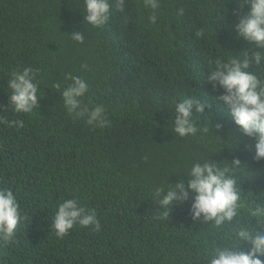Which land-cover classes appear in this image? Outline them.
<instances>
[{"label": "trees", "instance_id": "1", "mask_svg": "<svg viewBox=\"0 0 264 264\" xmlns=\"http://www.w3.org/2000/svg\"><path fill=\"white\" fill-rule=\"evenodd\" d=\"M242 2L161 0L150 24L142 0H128L127 17L113 9L97 30L84 25L83 0H0V117L23 121L0 124V186L14 191L25 217L15 241L0 243V264H207L209 238L199 232L209 225H193L191 197L159 221L152 193L167 178L186 182L175 173L213 150L214 162L241 161L245 193L264 191L255 140L238 131L207 82L209 61L254 47L235 32V13L249 12ZM200 28L206 37L197 39ZM80 31L83 44L68 37ZM85 62L88 72L80 68ZM25 67L38 70L43 95L32 114L14 115L6 80ZM67 73L88 80L84 102L106 106L110 128L93 130L67 115L52 88L67 86ZM192 91L210 106L201 123L208 120L220 139L172 132L173 102ZM71 197L95 209L100 231L77 225L63 239L55 235L56 206Z\"/></svg>", "mask_w": 264, "mask_h": 264}, {"label": "clouds", "instance_id": "2", "mask_svg": "<svg viewBox=\"0 0 264 264\" xmlns=\"http://www.w3.org/2000/svg\"><path fill=\"white\" fill-rule=\"evenodd\" d=\"M143 7L151 10L150 24H156L161 0H142ZM128 0H83L84 25L93 29H103L111 21L114 11L127 17L125 11ZM247 6V15H237L235 32L239 38L253 45L242 53L229 55L225 60L209 61L207 82L213 92L221 94L214 97L229 110V115L238 131L255 140L256 162L264 161V0H243L240 7ZM183 14V9H180ZM225 19V18H224ZM224 19L222 24H224ZM221 27V26H220ZM219 28V27H218ZM78 44H83V31L68 36ZM195 37H206V30L195 31ZM80 68L90 71L87 62ZM38 70L25 67L8 74V108L14 115L32 114L42 98ZM70 81L63 87L60 83L52 85L61 96L67 115L74 121H83L90 129L104 130L111 127L106 106L92 104L85 98L90 94V84L82 76L65 74ZM206 99V98H205ZM210 107L205 100L199 99L192 91L179 102H173L171 118L172 132L179 138L187 139L200 136H213L208 120L201 123L205 108ZM0 124L23 127L20 119L9 121L0 117ZM217 131L222 125L216 124ZM219 138V137H218ZM220 139V138H219ZM213 150L212 154H215ZM211 155L195 160L190 167L175 173L183 174L174 185L166 181L155 187L152 198L157 215L154 219L164 221L176 207H183L191 197L189 217L193 225L207 224L201 230L206 235L204 259L207 264H264V191L247 193L241 187V161L233 158L229 163L214 162ZM25 217L20 203L10 187L0 186V243H13L18 227ZM51 230L63 239L75 226L93 228L100 231L101 225L97 212L84 205L80 199L71 197L59 202L51 218ZM255 226H252V221ZM243 245H248L242 250Z\"/></svg>", "mask_w": 264, "mask_h": 264}]
</instances>
